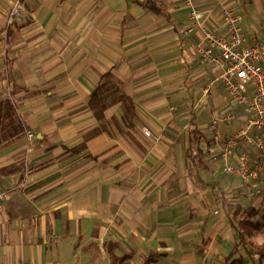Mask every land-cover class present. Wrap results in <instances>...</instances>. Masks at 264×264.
Here are the masks:
<instances>
[{"label":"crops","instance_id":"1","mask_svg":"<svg viewBox=\"0 0 264 264\" xmlns=\"http://www.w3.org/2000/svg\"><path fill=\"white\" fill-rule=\"evenodd\" d=\"M148 1L0 0V100L35 133L0 141V264H111L107 246L116 242L132 263L159 253L152 264H207L235 241L226 210L212 214L211 203L259 209L245 185L238 193L248 203L228 198L212 174L197 183L171 99L186 95L183 127L195 118L202 149L222 167L218 155L243 115L222 67L200 50L207 30L227 36L232 24L249 41L263 39L264 0H195L199 23L185 0H154V9ZM108 71L132 97V119L121 103L103 120L92 108ZM222 112L241 119L215 130Z\"/></svg>","mask_w":264,"mask_h":264},{"label":"built area","instance_id":"2","mask_svg":"<svg viewBox=\"0 0 264 264\" xmlns=\"http://www.w3.org/2000/svg\"><path fill=\"white\" fill-rule=\"evenodd\" d=\"M185 3L191 8V17L199 23L202 15L195 0H185ZM225 18L231 23L235 20L228 16ZM206 36L208 45L200 50L201 57L222 67L220 80L243 115V123L234 127L218 155L223 159L222 172L240 178L251 188L250 195H254L258 179L264 175V68L260 63L264 60V37L249 41L247 35L233 24L227 36L217 35L211 30H207ZM215 50L217 54H214ZM240 119L239 112H226L214 120L212 128L216 130L219 121L231 123ZM145 134L151 135L150 130L145 129ZM26 137L33 139L34 131L27 130ZM215 138H219L218 134ZM244 145L253 146L260 154L259 159L253 161Z\"/></svg>","mask_w":264,"mask_h":264},{"label":"trees","instance_id":"3","mask_svg":"<svg viewBox=\"0 0 264 264\" xmlns=\"http://www.w3.org/2000/svg\"><path fill=\"white\" fill-rule=\"evenodd\" d=\"M154 2V0H149L147 6L154 9ZM121 84V81L118 79H113L112 71H108L102 75V79L93 91L91 99V106L100 120L106 118L108 105L116 103L123 105L124 113L129 118L132 119L135 116L133 99L121 90ZM27 128L21 119L17 118V113L12 102L10 100H0V141L1 139L7 140L13 136H21ZM183 133L182 140L184 141L185 156L196 170L197 181L203 182L202 173L205 171H202V168L212 172L209 164H207L203 157L204 150L201 147L206 135L198 127L195 118L191 119L190 125L184 129ZM252 158L254 159V156ZM262 178H264V175L258 179V187ZM245 186L247 188L246 196L254 197L258 187L254 190V195H250L251 188L249 185ZM212 193L217 200L220 199L218 190H213ZM221 205L226 210V217L230 228L234 230L236 241L231 251L226 255L224 264H250V262L253 264H264V239L260 243H257L254 239L256 233L264 226V221L261 220V218H264L263 210L257 209L252 205L242 209L241 206L230 205L224 198ZM118 246L119 243L117 242L110 243L107 246L111 257V264H152L157 260L159 255V253H150L143 256L141 262L132 263L131 256L128 254H116Z\"/></svg>","mask_w":264,"mask_h":264},{"label":"rangeland","instance_id":"4","mask_svg":"<svg viewBox=\"0 0 264 264\" xmlns=\"http://www.w3.org/2000/svg\"><path fill=\"white\" fill-rule=\"evenodd\" d=\"M197 83H198V85H197L198 87H203V82L202 81H199ZM185 97H186V95H177L175 98L173 97L171 99V103L176 106V109L173 110L172 113H173V115H175L177 113L178 121H179V124H180V127L178 129H176V133H181V135H182V130H184V127H183L184 124L183 123H185V121L183 120L182 116L185 115L184 111L188 107L187 106H185V107L180 106V103L182 102L183 98H185ZM212 98H213V96L211 94L210 97H208L207 99H208V101H210ZM219 109L221 110L222 107H219ZM223 111H225V109H223ZM199 112L201 113V117H203V113H205V112H203V110H199ZM223 113L224 112H222L221 114H223ZM25 136H26V133H25ZM212 136H213V134H209L208 138L210 139V138H212ZM180 144H182V140H180ZM202 147H204V144L202 145ZM203 157L205 158V161L207 163H209V166L211 167V170L213 171V172H210L207 169L202 168V170H204L206 173H209L210 176L212 174L211 178L214 181V183L212 185H214L216 183V185L222 184V185H226V186L230 187L231 191H228L230 193L225 191L226 192L225 195L227 194L228 198H233L234 197L236 200L238 199V201H243L244 203H248L250 201V199H246V197H244L245 195H242L241 193H238L239 192V187L238 186L241 185V184L244 185L242 183L241 179H231L230 177L224 176L223 173H221V171H220L222 169L220 161L217 158L212 157L210 155V151H208V152L204 151L203 152ZM255 159L257 160L259 158L254 156L253 160H255ZM217 173H219V174H217ZM197 183H199V181H197ZM231 193L233 194V197L230 196ZM252 198H253V200L255 201L256 204L259 201V203H260L259 204V206H260L259 209H262L263 210L262 213H264V178H262V180L259 182V187H258V189L256 191V194ZM215 211L217 213H221L223 211V207H222V205L219 202H216V204H214L213 202L211 203V211L210 212L212 214H214ZM186 215L189 216L190 214L187 213ZM261 220L264 221V218H261ZM224 228H227V223H226V225H223V229H222L221 232L224 231ZM254 239H255V241L257 243H260V242L263 241V239H264V226L256 233ZM235 243H236V241H234V238H229V241H227V244H228L229 248H232L233 245H235ZM224 257L225 256H222V258H217V257L216 258L214 257L212 259H208L207 258V260H206L207 262L206 263L207 264H224V259H223ZM163 261H167V258H164L161 262H163ZM250 264H253V263L250 262Z\"/></svg>","mask_w":264,"mask_h":264}]
</instances>
